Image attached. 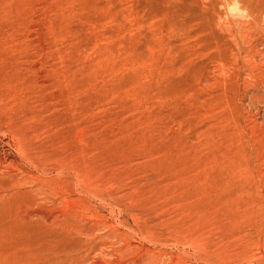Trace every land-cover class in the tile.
I'll return each mask as SVG.
<instances>
[{"label": "rangeland", "instance_id": "rangeland-1", "mask_svg": "<svg viewBox=\"0 0 264 264\" xmlns=\"http://www.w3.org/2000/svg\"><path fill=\"white\" fill-rule=\"evenodd\" d=\"M245 10L0 0V264H264Z\"/></svg>", "mask_w": 264, "mask_h": 264}, {"label": "bare ground", "instance_id": "bare-ground-1", "mask_svg": "<svg viewBox=\"0 0 264 264\" xmlns=\"http://www.w3.org/2000/svg\"><path fill=\"white\" fill-rule=\"evenodd\" d=\"M244 12V19H242L244 21L241 31L238 37L231 33V42H233L237 49L240 50L241 47L245 60L242 61L250 65L253 72L255 71L258 76L264 78V0H246V10ZM241 24L242 23H240V25ZM12 183L14 185V182Z\"/></svg>", "mask_w": 264, "mask_h": 264}]
</instances>
